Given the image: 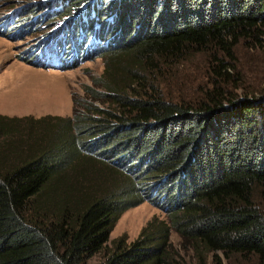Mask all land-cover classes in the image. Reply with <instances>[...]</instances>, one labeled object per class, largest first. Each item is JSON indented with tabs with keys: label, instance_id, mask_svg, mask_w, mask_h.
Instances as JSON below:
<instances>
[{
	"label": "trees",
	"instance_id": "trees-1",
	"mask_svg": "<svg viewBox=\"0 0 264 264\" xmlns=\"http://www.w3.org/2000/svg\"><path fill=\"white\" fill-rule=\"evenodd\" d=\"M82 1L63 4L66 14ZM75 14L53 37L66 50L78 45V57L103 58V89L74 99L70 117L0 116V133L17 134L6 154H22L0 157V264H88L121 214L145 201L167 220L154 217L98 264H188L173 231L200 264L207 251L264 264V207L255 200L264 199V96L228 97L216 83L205 101L178 103L147 85L161 59L212 47L232 57L240 41H260L264 0H114L86 19ZM214 59L216 74L229 76L230 63Z\"/></svg>",
	"mask_w": 264,
	"mask_h": 264
},
{
	"label": "rangeland",
	"instance_id": "rangeland-1",
	"mask_svg": "<svg viewBox=\"0 0 264 264\" xmlns=\"http://www.w3.org/2000/svg\"><path fill=\"white\" fill-rule=\"evenodd\" d=\"M67 1L0 0V31L2 32H0V116L19 119L24 117L38 119L49 115L70 117L73 115L74 99L79 102L91 101L88 89H103L99 84L104 72L102 57L83 58L80 55L68 61L59 54L51 53L50 62L61 60V64L54 68L43 67L31 62L36 58L35 54L28 50L31 44L38 43L64 23L69 22L66 26L68 28L73 26L76 22L70 23V21L76 17V11H81L80 20H83V18L86 19L89 11L95 10V6L105 7L114 2V0L109 2L102 0L103 3L101 0H83L82 5H70L71 11L66 14L67 8L65 9L63 4ZM91 3V7H88ZM55 5L59 6V11H61L58 16L52 15L47 20L42 19L41 17L51 12ZM20 8L28 9L21 13ZM8 13H17V20L9 21L10 23L2 22V17ZM114 16L115 13L106 20ZM23 24L29 26L26 32L17 36L10 35L20 29ZM96 26L98 27L99 24ZM262 32L260 41L252 39L240 41L234 48L232 57L212 47L198 51L188 49L181 56L161 59L157 62V68L147 82L148 89L152 87L161 96L174 102L196 104L205 101L218 83L228 97L262 99L264 96V27H262ZM56 33L57 36L66 34L64 29H57L53 34ZM111 38L114 37H108L103 41L111 42ZM97 43L96 38L91 44L96 45ZM214 55L223 57L225 62L230 63L229 76L220 77L216 74L217 64ZM39 59H44V57L40 56ZM94 103L100 107L114 108V105L102 100ZM25 123L17 121L20 125ZM16 135V133L13 135H7V132L0 133V157L2 159L12 160L19 155L22 156L20 153L17 156H11L5 152V142L14 139ZM125 161L127 162V160L122 162ZM112 164L116 166V163ZM121 168H129V164H122ZM69 172V176H72V172ZM255 200L257 204L264 207L262 196H257ZM154 217L167 220L165 210L152 201H145L125 211L113 227L106 248L93 256L88 264H98L103 261L106 253L110 252L119 240L127 244L136 240L143 228ZM171 240L188 264H200L197 252L192 247L187 249L183 247L181 238L174 231L171 234ZM203 256L206 264H259L253 256L233 254L228 257L222 251H207Z\"/></svg>",
	"mask_w": 264,
	"mask_h": 264
},
{
	"label": "clouds",
	"instance_id": "clouds-1",
	"mask_svg": "<svg viewBox=\"0 0 264 264\" xmlns=\"http://www.w3.org/2000/svg\"><path fill=\"white\" fill-rule=\"evenodd\" d=\"M9 14H10V13L5 14V15H9ZM12 22H15V21H12ZM13 34H14V33H11V35H13ZM39 42H40V41H38V43H39ZM38 43H36V44H35V43H32L28 50H29V51H35V50L37 49V47H38ZM31 62H32V63H36V62H35V58L32 59ZM36 64H37V65H41V66H43V67H48V66H49V67H53V68L58 66V65H54V64H48V65H45V64H39V63H36Z\"/></svg>",
	"mask_w": 264,
	"mask_h": 264
},
{
	"label": "bare ground",
	"instance_id": "bare-ground-1",
	"mask_svg": "<svg viewBox=\"0 0 264 264\" xmlns=\"http://www.w3.org/2000/svg\"><path fill=\"white\" fill-rule=\"evenodd\" d=\"M23 9H25V8H20V9H19V12H21V10H23ZM41 18H42V17H41ZM32 24H34V23H32ZM22 26H23V25H21V26H20V29H18L17 31H15L14 34H13L12 36L20 35V34H21L20 31H21V27H22ZM57 29L60 30L59 28H57ZM57 29H56V30H57ZM10 35H11V33H10Z\"/></svg>",
	"mask_w": 264,
	"mask_h": 264
}]
</instances>
